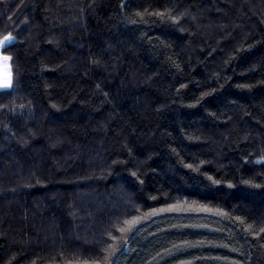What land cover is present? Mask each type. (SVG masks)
I'll list each match as a JSON object with an SVG mask.
<instances>
[{"label":"trees","instance_id":"1","mask_svg":"<svg viewBox=\"0 0 264 264\" xmlns=\"http://www.w3.org/2000/svg\"><path fill=\"white\" fill-rule=\"evenodd\" d=\"M8 33L0 264H264V0H0Z\"/></svg>","mask_w":264,"mask_h":264},{"label":"snow or ice","instance_id":"2","mask_svg":"<svg viewBox=\"0 0 264 264\" xmlns=\"http://www.w3.org/2000/svg\"><path fill=\"white\" fill-rule=\"evenodd\" d=\"M146 14L147 15H155V16L164 18V16L166 15V12L156 11V12H153V13H148L147 10L145 9L144 11H137L135 13V15L137 17H139L140 20H142V21H143L144 16ZM171 19L176 20L177 18L173 16V17H171ZM133 22H136V21H133ZM13 39H14V37L12 36L11 33H8L7 35H5L2 39H0V48L5 47L6 46V43L12 41ZM3 59L4 60H8L10 58L7 57V56H4ZM11 83H12L11 79L10 78H7V79L3 80L2 82H0V87H3V88L11 87ZM181 87H184V85H181ZM203 95H207V93H204ZM260 161H264V156H261L260 157ZM189 167H191V165H189ZM132 175L133 176H136V173L133 172ZM209 179H211V177H209ZM214 183H219V181H214ZM245 183H252V181H245ZM171 209H172V206H169V210H171ZM163 210L164 209H161V211H163ZM152 211H153V213L156 212L155 209H153ZM236 219H238L242 223H244L243 218L237 217ZM138 221H139V218L138 217H133L131 220H125L123 222L124 225H127L128 226L127 228L126 227H122V226L121 227H117L116 225H113V227H117V230L120 233H125L126 231H130L131 230V226L134 225L135 223H138ZM248 228L250 229L251 228V225H248ZM260 231L261 232H264V228H261ZM109 235H111V233H109ZM111 238L113 240H116L117 239V237H115V236H112ZM33 264H35V261H33ZM76 264H100V262L97 261V260H93V261L76 262Z\"/></svg>","mask_w":264,"mask_h":264},{"label":"rangeland","instance_id":"3","mask_svg":"<svg viewBox=\"0 0 264 264\" xmlns=\"http://www.w3.org/2000/svg\"><path fill=\"white\" fill-rule=\"evenodd\" d=\"M13 36V35H12ZM14 37V36H13ZM14 39H15V37H14ZM13 39V40H14ZM12 40V41H13ZM12 41H10V42H12ZM10 42H7L6 43V45L7 44H9ZM3 48V47H2ZM2 48H0V82H2L3 80H5V79H7V78H10L11 79V81H12V69H11V64H10V62L9 61H7V60H4L3 58H2V54H1V49ZM11 85H12V83H11ZM9 88V87H8ZM0 89H7V88H3V87H0Z\"/></svg>","mask_w":264,"mask_h":264}]
</instances>
